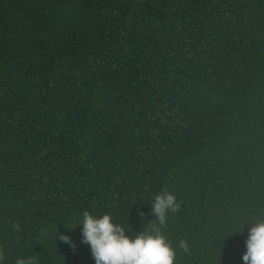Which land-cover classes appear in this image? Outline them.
<instances>
[{
	"label": "trees",
	"instance_id": "1",
	"mask_svg": "<svg viewBox=\"0 0 264 264\" xmlns=\"http://www.w3.org/2000/svg\"><path fill=\"white\" fill-rule=\"evenodd\" d=\"M164 189L180 207L160 226ZM84 211L155 225L174 264H245L264 220V0H0V264H96Z\"/></svg>",
	"mask_w": 264,
	"mask_h": 264
},
{
	"label": "clouds",
	"instance_id": "2",
	"mask_svg": "<svg viewBox=\"0 0 264 264\" xmlns=\"http://www.w3.org/2000/svg\"><path fill=\"white\" fill-rule=\"evenodd\" d=\"M179 207L175 194L164 189L155 196L151 214L158 220L160 226H164L168 212L175 213ZM80 224L83 225L82 242L90 245L96 264H174L176 251L155 225L151 227V231H141L130 236L123 225L114 221L111 214L105 212L96 216L89 211L83 212L82 221L76 226ZM12 227L17 232L21 231L18 222H14ZM40 235L46 237L47 229L42 230ZM57 235L58 231L56 238ZM59 239L75 248L70 236L59 234ZM179 247L187 250V242L181 240ZM246 247L247 251L242 257L245 264H264V220L252 225ZM6 251V247L0 246V262L5 260ZM14 264H38V262L35 256H27L17 257Z\"/></svg>",
	"mask_w": 264,
	"mask_h": 264
}]
</instances>
